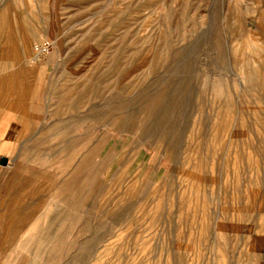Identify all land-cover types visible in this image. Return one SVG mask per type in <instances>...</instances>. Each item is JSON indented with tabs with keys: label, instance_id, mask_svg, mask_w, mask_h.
<instances>
[{
	"label": "rangeland",
	"instance_id": "374dc122",
	"mask_svg": "<svg viewBox=\"0 0 264 264\" xmlns=\"http://www.w3.org/2000/svg\"><path fill=\"white\" fill-rule=\"evenodd\" d=\"M2 156L0 263L26 178L42 264H264V0H0Z\"/></svg>",
	"mask_w": 264,
	"mask_h": 264
},
{
	"label": "crops",
	"instance_id": "0c3cea01",
	"mask_svg": "<svg viewBox=\"0 0 264 264\" xmlns=\"http://www.w3.org/2000/svg\"><path fill=\"white\" fill-rule=\"evenodd\" d=\"M7 185L9 199L13 201L9 203L12 205L9 218L17 223L18 234L0 264H42L71 220L69 193H59L63 188L49 189L44 183L26 178L15 179ZM0 221L9 220L0 218Z\"/></svg>",
	"mask_w": 264,
	"mask_h": 264
},
{
	"label": "built area",
	"instance_id": "2783aa9c",
	"mask_svg": "<svg viewBox=\"0 0 264 264\" xmlns=\"http://www.w3.org/2000/svg\"><path fill=\"white\" fill-rule=\"evenodd\" d=\"M52 47L51 42L41 43L35 46V52L37 55H42L50 51Z\"/></svg>",
	"mask_w": 264,
	"mask_h": 264
},
{
	"label": "water",
	"instance_id": "95a60500",
	"mask_svg": "<svg viewBox=\"0 0 264 264\" xmlns=\"http://www.w3.org/2000/svg\"><path fill=\"white\" fill-rule=\"evenodd\" d=\"M0 163L3 164V165L7 164L8 163L7 157H2L1 160H0Z\"/></svg>",
	"mask_w": 264,
	"mask_h": 264
}]
</instances>
